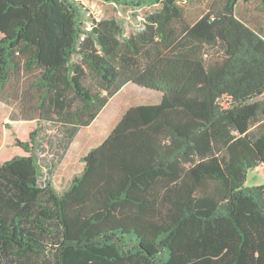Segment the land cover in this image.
<instances>
[{"label": "trees", "instance_id": "trees-1", "mask_svg": "<svg viewBox=\"0 0 264 264\" xmlns=\"http://www.w3.org/2000/svg\"><path fill=\"white\" fill-rule=\"evenodd\" d=\"M101 1L156 8L125 35L84 28L79 0H0V99L24 77L60 127L57 158L40 125L0 163V264H264V183L246 185L264 165V35L237 15L252 0ZM128 83L161 101L129 107L60 192L77 134Z\"/></svg>", "mask_w": 264, "mask_h": 264}, {"label": "rangeland", "instance_id": "rangeland-1", "mask_svg": "<svg viewBox=\"0 0 264 264\" xmlns=\"http://www.w3.org/2000/svg\"><path fill=\"white\" fill-rule=\"evenodd\" d=\"M79 1L86 7V14L88 17L84 28L91 29L93 24L98 21L114 19L124 26L125 35H130L139 31L143 26V19L150 11L156 8V6L153 5L143 9H128L101 0ZM75 58L76 57H74V59ZM12 80L8 82V87H5L2 92L1 98L5 101L0 103V115H2L7 107H11L13 111L19 109L20 102H16L17 100L14 99L16 85L12 83ZM154 92L156 91L148 90L137 85L127 86L111 98L107 106L101 111L91 125L81 129L75 141L71 144L63 162L57 169L55 185L60 192L67 189L75 175L81 173L84 167L83 157L92 147L100 144L108 136L113 127L122 118L125 111L132 105L147 103L154 100L156 98ZM40 125L43 126L41 135L45 142V148L48 150L46 156L49 158H57L59 154L55 152L56 149L51 150L50 144L57 140L56 137L58 136L60 127L50 123L39 124L37 120L35 126L31 128L30 133ZM13 132L11 123H4V121L0 119V137L2 139V144L0 143V163L20 154V150L24 151L21 147H15L12 143L5 145L6 141L13 139V136H15L16 133ZM59 152L61 153V150ZM262 183H264V166L251 169L248 173L246 185ZM38 262L41 263L42 258L39 259Z\"/></svg>", "mask_w": 264, "mask_h": 264}, {"label": "crops", "instance_id": "crops-1", "mask_svg": "<svg viewBox=\"0 0 264 264\" xmlns=\"http://www.w3.org/2000/svg\"><path fill=\"white\" fill-rule=\"evenodd\" d=\"M240 7H241V10H240ZM237 15L240 19H242L244 22L249 24L256 31H258L262 35H264V3H262L261 0L240 1V3L237 6ZM2 36H3V34L0 31V39L2 38ZM12 83H15V85L17 86V87L15 86V92H14L15 97H14V99L17 100L16 102H20V106H19V109L17 111H13V109L11 107L5 108V111L2 113V115H0V119H2L4 121V123H6V122L11 123L13 131L16 133V135L22 140H27L30 136L31 128L35 126V124L38 120L37 109H36V96H35L36 93L32 87V83L26 82L24 77H18V78L15 77V79L13 78ZM129 85H135V84L128 83L121 90H123L124 88H126ZM5 87L6 88L8 87V83L5 85ZM5 87L3 88V91H4ZM145 89H148V88H145ZM148 90L156 91L153 89H148ZM154 93L156 95V98L154 100L149 101L147 103H139V104H156V103H159L162 99V94L158 91H156ZM4 101L5 100H3L2 98L0 99V103L4 102ZM135 105H138V104H135ZM75 139H74V141H75ZM0 143L2 144L1 137H0ZM8 143H12L16 147L17 145L15 144V136H13V139L6 141L5 145H7ZM19 153L25 154V152L22 150H20ZM84 166H85V163H84ZM83 169H84V167H83ZM82 171H81V173H82ZM81 173H79V174H81ZM54 177L55 178L57 177V173H55ZM55 178H54V180H55Z\"/></svg>", "mask_w": 264, "mask_h": 264}, {"label": "built area", "instance_id": "built-area-1", "mask_svg": "<svg viewBox=\"0 0 264 264\" xmlns=\"http://www.w3.org/2000/svg\"><path fill=\"white\" fill-rule=\"evenodd\" d=\"M264 166V165H263Z\"/></svg>", "mask_w": 264, "mask_h": 264}]
</instances>
